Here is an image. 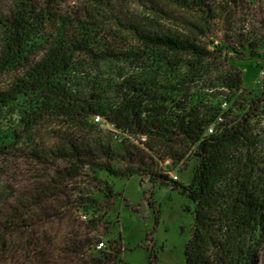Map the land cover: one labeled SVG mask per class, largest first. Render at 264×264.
Returning a JSON list of instances; mask_svg holds the SVG:
<instances>
[{
  "label": "trees",
  "instance_id": "1",
  "mask_svg": "<svg viewBox=\"0 0 264 264\" xmlns=\"http://www.w3.org/2000/svg\"><path fill=\"white\" fill-rule=\"evenodd\" d=\"M59 2H0V264H122L119 234L95 249L107 179L141 175L195 205L185 264H263L264 127L234 114L251 93L232 60L264 43V0ZM169 19L185 34L158 27ZM190 155L188 186L162 172Z\"/></svg>",
  "mask_w": 264,
  "mask_h": 264
},
{
  "label": "rangeland",
  "instance_id": "2",
  "mask_svg": "<svg viewBox=\"0 0 264 264\" xmlns=\"http://www.w3.org/2000/svg\"><path fill=\"white\" fill-rule=\"evenodd\" d=\"M0 2L1 7H4L6 0H0ZM80 2L81 0H60L56 5L62 11H74ZM249 9L245 6L243 12L249 13ZM253 9L250 11L251 17L254 18L253 24L256 23L255 25L258 26L257 20L261 19V9L259 6ZM132 12L134 15H137V12L140 13L141 15L137 17L144 23L151 19L147 18L144 10L140 11L134 8ZM240 14L238 12L237 17ZM158 27L172 31L177 30L179 33L185 34V31L176 27L171 19L162 21ZM219 28V26L216 27L217 30ZM222 35L216 32L214 38H200L201 44L207 45L210 50V43L219 44ZM224 55L223 52L222 56ZM227 57L233 56L227 54ZM222 60L224 59L222 58ZM232 65L241 72L243 89L251 93L242 107L234 108V114L242 115L251 108V125L260 132L264 127V120L261 119V108L264 109V43L260 45L257 56L246 57L244 60L234 59ZM4 80L0 77V87ZM252 102L256 103L255 106L251 105ZM223 104L225 103L221 104L222 111L230 106V104H225V106ZM104 126L109 128V126ZM113 138L119 140V136ZM196 163V157L190 155L188 160L179 164L162 159L160 166L164 174L171 179L174 178L173 180L177 184L185 187L191 183ZM21 167L22 172L28 175L26 167ZM107 180L113 185L115 197L108 214L102 221L104 224L98 232L99 238L104 244L102 249L107 247L108 241H112L119 234L121 253L118 257L122 264H185V244L191 236L194 203L173 184L152 183L147 175ZM91 196L103 201L102 195L98 193H91ZM74 213L79 215L81 221L86 220H82L80 216L85 215L86 218H89L92 214L86 215L82 211ZM99 213L102 214V211L100 210ZM57 245L58 247L64 245L68 247L62 238L57 241ZM92 253V250L88 251V254ZM56 260V257L53 260L45 258L44 262L54 264L53 262ZM262 261H264V257H262Z\"/></svg>",
  "mask_w": 264,
  "mask_h": 264
},
{
  "label": "built area",
  "instance_id": "3",
  "mask_svg": "<svg viewBox=\"0 0 264 264\" xmlns=\"http://www.w3.org/2000/svg\"><path fill=\"white\" fill-rule=\"evenodd\" d=\"M223 106H225V104H223ZM218 120H220V118L218 119ZM95 121H98V118L97 119H95ZM214 125H212V126H210L209 128H208V134H211L212 132H213V130H214ZM174 179V178H173ZM81 219L82 220H85L86 219V217L85 216H81ZM104 247V244L102 243V242H100V243H98L96 246H95V249L96 250H102V248Z\"/></svg>",
  "mask_w": 264,
  "mask_h": 264
}]
</instances>
